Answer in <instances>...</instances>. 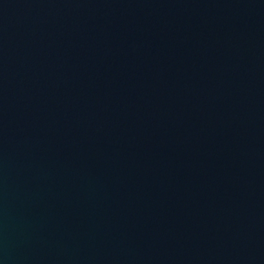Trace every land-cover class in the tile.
Masks as SVG:
<instances>
[{"label":"water","instance_id":"1","mask_svg":"<svg viewBox=\"0 0 264 264\" xmlns=\"http://www.w3.org/2000/svg\"><path fill=\"white\" fill-rule=\"evenodd\" d=\"M0 264H264V0H0Z\"/></svg>","mask_w":264,"mask_h":264}]
</instances>
